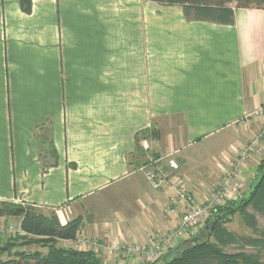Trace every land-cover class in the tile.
<instances>
[{"label": "crops", "instance_id": "0c3cea01", "mask_svg": "<svg viewBox=\"0 0 264 264\" xmlns=\"http://www.w3.org/2000/svg\"><path fill=\"white\" fill-rule=\"evenodd\" d=\"M229 7L227 24L151 0H31L29 12L0 0V200L80 218L85 249L133 264L130 251L176 225L170 182L205 201L264 126V8ZM263 152L238 167L228 202L247 196ZM152 156L178 164L159 188ZM99 198L113 205L87 220Z\"/></svg>", "mask_w": 264, "mask_h": 264}, {"label": "trees", "instance_id": "16d2710c", "mask_svg": "<svg viewBox=\"0 0 264 264\" xmlns=\"http://www.w3.org/2000/svg\"><path fill=\"white\" fill-rule=\"evenodd\" d=\"M163 5L181 6L183 13L193 19L209 20L219 23H233V9L264 8V0H151ZM23 11L31 10V0H20ZM147 137L142 133L137 137L136 150H143L139 141ZM50 157L54 150L49 144ZM138 148V149H137ZM137 164V163H136ZM252 208L253 212L248 211ZM236 212L242 215L244 224L251 229L252 235H235L222 227ZM257 214L264 218V159L261 160L255 180L252 182L246 197L239 201L228 202L212 215L199 230L197 237L184 240L169 248L163 258L150 264H264V229L259 227ZM20 217V227L26 234L36 237H22V245L36 244L47 248L45 253L38 250L27 252L12 250L8 243L0 244V264H117L104 262L91 249H74L58 245L60 239H74L80 229L81 220L76 218L64 224L56 215L46 216L37 208L11 201L0 200V217ZM212 217H217L213 229L209 231ZM202 229V228H201ZM205 236V237H204ZM210 236L220 237L211 241ZM229 244L237 245L240 250L227 252ZM250 248V250H246ZM6 255L4 259L2 255ZM169 254V255H168Z\"/></svg>", "mask_w": 264, "mask_h": 264}, {"label": "built area", "instance_id": "2783aa9c", "mask_svg": "<svg viewBox=\"0 0 264 264\" xmlns=\"http://www.w3.org/2000/svg\"><path fill=\"white\" fill-rule=\"evenodd\" d=\"M264 106L255 110L254 114L259 115L262 113ZM264 135V126L261 128L259 134L253 139L251 145L245 146L238 150L237 161L231 165L229 172H224L225 177L221 183L209 192L208 197L203 202H196L193 200L191 192L188 190L186 183H183L180 179L171 181L170 184L174 188L168 195V200L163 207V212L166 214H177V222L173 229L166 231L159 236H151L144 244L135 247L133 251H136L133 256L135 259L133 264L152 263L160 260L165 256L167 250L174 247L178 242L196 236L201 228L206 224L210 216H212L219 207L224 206L228 200L240 198L241 193L239 186L235 180L238 173V167L246 162L253 149L264 151V145L261 143V137ZM140 146L146 150L149 145L147 140H140ZM264 153V152H263ZM150 165L145 170V177L147 182L153 188H159L169 183L168 181V169L175 171L178 169V164L175 159L167 158V170L163 171L162 167L154 166L156 158L153 156L149 158ZM231 177V178H230ZM168 181V182H167ZM13 227L9 226V230ZM62 240L63 247L81 248L84 246L83 242L76 243V239H60ZM78 246V247H77ZM83 249V248H82Z\"/></svg>", "mask_w": 264, "mask_h": 264}, {"label": "rangeland", "instance_id": "374dc122", "mask_svg": "<svg viewBox=\"0 0 264 264\" xmlns=\"http://www.w3.org/2000/svg\"><path fill=\"white\" fill-rule=\"evenodd\" d=\"M142 139H144V138H142ZM139 147L143 150L144 158L146 157V155H147V157H149V147L146 150H144L140 146V141H139ZM136 152H137V150H136ZM137 153H139V152H137ZM98 201H99V205H97L96 209L92 210V209L89 208L87 210V216H86L88 218L87 220L92 219L95 215H99V216L105 218V216H106L105 213L107 211L106 204H108V206H112L113 205L111 198H109V200H104L103 198H99ZM39 211L44 213L46 216H49V215L52 214L51 211H46V212L44 211L43 212V211H41V209ZM248 211L253 212L252 208H248ZM257 220H258L259 227L264 229V218L261 215L257 214ZM20 221L19 222H15V221H13V222H5V221L4 222H0V244H5V242H6V243H8L7 245H9L11 247L12 250H18V251L19 250H23V251H27V252H33V251L38 250V251H40L42 253H45L47 251L46 247L38 246L36 244L22 245L21 242H22V237L23 236H27V237H36V236L24 233V231H22V229L20 227ZM231 222L232 223H231L230 227H228L226 225L224 226L225 223L222 224V227L224 229H226L227 231L231 232V233H235V234L242 235V236H246L248 234H251V230L249 228L245 227L244 222L242 221V215L241 214L238 213L236 216L231 218ZM9 226H12L13 229L9 230ZM200 230H203V228L200 229ZM197 235L193 236L191 238H187L185 240H190L192 238H195V237H197ZM74 239H76L75 241H76L77 244H80V242H84V247L77 248L78 250H80V249L82 250V248L83 249L87 248L86 245H87L88 242L85 241L86 239L83 236L79 235L78 237H75ZM81 239H83L84 241L83 240L81 241ZM209 239H211V241L213 240V241H218L219 242L220 237L219 236L218 237L210 236ZM58 245L63 246L62 240H58ZM70 248H72V247H70ZM88 248L90 249V247H88ZM97 248L99 249L100 246H97ZM74 249H76V248H74ZM224 249L227 252H236V251L240 250V248L237 245L226 246ZM246 250H250V248H246ZM135 252L136 251H132V252L130 251V253H133V254H135ZM1 257L4 259L7 256L4 254ZM144 264H147V263H144Z\"/></svg>", "mask_w": 264, "mask_h": 264}, {"label": "water", "instance_id": "95a60500", "mask_svg": "<svg viewBox=\"0 0 264 264\" xmlns=\"http://www.w3.org/2000/svg\"><path fill=\"white\" fill-rule=\"evenodd\" d=\"M216 220H217V217H212V219H211V226H210L209 231H211L213 229V226L215 225Z\"/></svg>", "mask_w": 264, "mask_h": 264}]
</instances>
